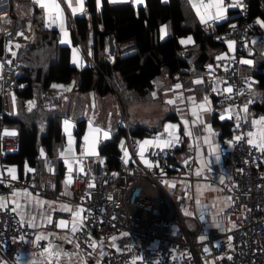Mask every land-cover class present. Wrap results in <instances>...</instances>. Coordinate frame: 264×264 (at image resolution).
<instances>
[{"label":"built area","instance_id":"obj_1","mask_svg":"<svg viewBox=\"0 0 264 264\" xmlns=\"http://www.w3.org/2000/svg\"><path fill=\"white\" fill-rule=\"evenodd\" d=\"M222 4L226 10L237 8L235 19L213 32V41L222 43L225 50L214 56L216 69L207 71L205 78L207 94L222 104L223 117L232 121L230 132L222 136L231 150L230 162L223 165L229 182L220 189L225 204L217 208L222 221L215 224L207 220L211 217L208 210L196 211L192 160L178 161L176 156V162L172 163L173 155L182 147L193 154L192 145H182L180 137H169L166 126L163 135L159 131L151 136L132 134L127 119L122 117L118 125L124 129L127 156L122 158L119 150L113 155L116 165H109L107 153L81 155L68 180L71 189L68 210H54L43 224L45 229H54L60 220L79 212L75 244L63 246L64 253L80 250L90 258H97L98 264H264V151L253 138L258 123L254 124L256 120L248 116V108L256 99L255 79L240 70L252 22L247 19L245 0L235 6H231L234 5L231 0H222ZM25 41L27 36L21 30L3 37L0 125L8 110L7 90L18 87L19 62L13 53ZM193 68V62L186 59V67L179 73L180 82L189 78ZM182 93L177 92L176 97L183 98ZM61 94L57 88H40V95L49 103ZM12 132L15 135L8 134ZM157 137L171 146L157 147ZM145 140L154 143L144 145L142 159L141 146ZM18 142L16 131L0 128V254L8 264H23L32 258L31 253L25 260L20 259L18 253L35 231L28 220L17 215L10 195L20 187L36 194L41 192L44 197L56 193L52 180L43 178L36 163L30 167V179L14 173L15 179L12 178L3 159L6 152L17 149ZM67 146L64 142L63 147ZM172 178H182L190 185L191 216L182 213L166 189V185L175 187Z\"/></svg>","mask_w":264,"mask_h":264},{"label":"trees","instance_id":"obj_2","mask_svg":"<svg viewBox=\"0 0 264 264\" xmlns=\"http://www.w3.org/2000/svg\"><path fill=\"white\" fill-rule=\"evenodd\" d=\"M84 3L87 14L72 18V38L79 41L82 48L91 43L93 63L78 69L71 65L68 47L57 42V29L44 27L42 21H38L39 27L33 40L20 45L15 52V58L19 62L16 77L18 87L13 89L17 109L4 113L0 128L12 127L19 136L17 149L6 152L3 159L6 165L15 164L19 172L22 162L28 163L30 167L37 164L35 160L39 146L43 147L45 153L51 154L60 145L63 137L61 118L68 117L71 110L76 144L85 128L86 120L81 114L80 96L73 100L63 96L56 98L51 106L47 104L46 97L40 96V88L50 85L49 81L71 82V90L90 91L101 96L117 90V96L124 106L135 99L161 102L163 91L170 89L179 80L181 69L186 67V58L181 54L177 55L181 49L179 36L191 34L200 49L197 57L212 61L214 68L209 69L212 71L216 69L214 56L225 50L222 43L215 42L212 38L213 32L224 26L208 31L199 22L187 20L179 0H144L143 6L136 7L129 2L111 3L101 0L99 9L95 8L94 0H85ZM256 15L264 20V0H247V19L251 20ZM16 18L18 17L12 18L8 34H12L23 24V20ZM167 20L171 21L172 33L160 40L159 24ZM1 22L0 19V24ZM109 34L114 37L113 60L106 56H98L97 59L96 54L100 55L99 52L103 51ZM253 73L263 95L250 105L264 116V72ZM164 75L166 80L162 79ZM256 78L254 77L255 81ZM31 98L33 105L30 109L27 102ZM173 116L172 112H168L153 124L129 121V131L135 135L151 134L161 129L165 119ZM212 120L220 126L221 136L230 132L231 120L219 121L216 116ZM41 121H45V130L38 135V124ZM112 124L109 137L100 139L98 152L107 153L109 165H116V157L113 155L119 152L118 138L124 135V129L119 127L118 120ZM173 157L172 163L176 162V155ZM59 162L61 164V159Z\"/></svg>","mask_w":264,"mask_h":264},{"label":"crops","instance_id":"obj_3","mask_svg":"<svg viewBox=\"0 0 264 264\" xmlns=\"http://www.w3.org/2000/svg\"><path fill=\"white\" fill-rule=\"evenodd\" d=\"M85 0H82L83 12H76L73 14L72 8L78 6V0H56V3L60 5V8L63 13L62 23L63 27L66 31V35L61 32V28L59 22L53 23L52 26H47L45 22H49L52 18L55 17V13L51 14L46 13L45 9L40 6V2L38 0H0V13L3 14V18L1 19L0 24V35L2 38L3 45V37L6 35H13L18 30H21L27 36V41L20 45H24L28 42H31L35 37V34L38 30L39 24L38 21L44 22V27L46 28H56L57 29V42L59 45L68 47V58L71 65L75 66L77 69L88 65L92 62V55L90 45L85 48H82L79 41L73 40L72 31L74 30L72 18L75 15L87 14L85 7ZM111 3H121V2H129L134 7L143 6L144 0L142 2L137 3V0H108ZM164 2L168 0H163ZM181 3V8L185 14V17L189 21H197L199 22L205 30L215 31L216 28H221L227 24L230 20L235 19L236 7H231L230 10H226L223 6V19L218 20H207L206 22H201V15L205 13V9L200 7L199 11L201 15L197 14L198 7L201 4L207 5L205 0H179ZM234 5L240 3L242 0H231ZM247 2V0H245ZM44 3H50V0H43ZM217 0H212L211 3H216ZM197 5L194 7L193 5ZM101 5V0H99V4L97 0H94V6L96 9H99ZM210 13L215 14L216 9L213 7V10H207ZM14 17H18L16 19L23 20V24L15 29L12 34H8L10 32L11 20ZM26 19V20H25ZM25 20V21H24ZM251 35L248 43L247 51L245 52V61H251V63H242L240 64V70L242 72H247L248 65L255 67L252 69L253 77L256 78V75L253 72L262 71L264 72V20L261 16L256 15L251 20ZM166 24L164 27V33H161V25ZM222 29V28H221ZM220 30V29H218ZM159 36L161 34L170 35L172 33L171 21L167 20L159 24L158 27ZM191 38L190 43L182 44V40H188ZM66 41L62 43L61 41ZM178 41L181 45V49L178 51L177 55L181 54L182 57H185L187 60H191L193 62L194 68L190 70V76L187 80L173 83L170 89L163 91L161 103H165L167 106L173 105V109L167 106L162 107V112L158 119L163 117L166 113L172 112L173 117L167 118L163 121L162 126L169 127V137L171 138H181L182 145L191 144L193 148V154L190 153L182 147L185 152L184 157L191 158L194 166V176L197 184L204 183H212V185H216L217 189H221L223 184H227L228 181V172L224 169V164L230 162L231 158V150L223 141V137L220 135V126L213 123V117L216 116L219 121L225 119L222 113V104L216 101L214 98L210 97L207 94L205 87V78L206 71L214 68V64L209 59H197V55L200 53L199 47L194 43L193 38L190 33H186L178 37ZM19 45V46H20ZM4 48V45L2 46ZM74 49L76 52L74 53ZM113 49H114V37L109 34L106 36V43L103 51L99 52L101 57H109L113 60ZM223 52V51H222ZM221 52V53H222ZM15 56V55H14ZM75 60V62H74ZM196 60H198L196 62ZM1 67V63H0ZM114 77L116 78V73H114ZM166 76L162 77L163 80H166ZM71 81V80H70ZM199 81V83H197ZM48 87L57 88L62 91L60 96H56L53 98L52 103L48 102V99H45L49 106L53 105L56 98L65 97L73 100L76 96H80L81 98V109H82V117H88L89 120L99 125L96 126L94 124V129H99V133H95L94 131H90L87 128L85 123V128L80 137V141L76 144V139L73 134V122L72 125H65V121L67 119H72V110L68 117L61 118V132H62V146L61 143L58 145L51 154L45 153L42 146H39V153L36 157V162L38 167L43 172L44 179L52 180L54 184V188L56 193L51 195L50 197H44L42 193H35L32 190H29L25 187L16 188L13 193L10 195V201L16 209L17 215L20 219H26L29 221L31 226L35 228L34 233L30 238L27 239V243L20 248L18 256L20 259L25 260L28 255H31L32 258L28 262H24L23 264H98L97 258H90L86 256L80 250L64 253L62 251V247L65 245H73L75 244V238L73 227L76 229L78 227V217L71 216L69 219L60 220L59 224L54 229H45L43 228L44 222L47 221L50 214L57 209L68 208L70 205L69 197L71 195V189L69 183L66 181L70 178L69 168H72L74 163L78 161L81 155L89 156L93 155L90 153L98 152V143L100 139H103V133L109 130L103 129L101 126L105 127L103 123L104 113L110 114L114 111V107L119 109L120 118L126 116V109L123 104H121L120 99L118 98L116 93L107 92L104 95L92 94L90 91L86 92H78L71 90L72 84L69 83H59L58 81L51 80L49 81ZM258 81L254 82L253 95L258 100L263 95V90L257 86ZM56 85L57 87H53ZM176 85H180L179 88H176ZM75 88V85H73ZM13 92V89H12ZM177 92H183V98H176ZM1 94V93H0ZM111 98H109V95ZM13 101L11 103V109L9 106L7 93H6V105L7 112L15 111L17 109V100L16 95L13 92ZM2 96V95H1ZM41 96V95H40ZM114 96V104L113 103ZM43 97V96H41ZM72 97V98H71ZM94 97L101 99L103 102L109 104V107H103V110H100V117L98 115H93V110H95L92 105L87 104V100L93 99ZM143 101L145 103L153 102V101ZM135 99V101H139ZM160 101V100H159ZM158 101V102H159ZM172 101V103H169ZM3 102V96H2ZM33 105L32 98L28 100L27 106ZM253 103V102H252ZM204 104V108H200L199 105ZM74 107V104H72ZM90 107L92 109L90 110ZM111 108V109H110ZM73 109V108H72ZM89 109V110H88ZM2 110V108H1ZM164 110V111H163ZM89 111L91 115L85 116L84 113ZM95 111H98L95 110ZM195 111V114H193ZM1 112V111H0ZM6 113V112H5ZM248 116L252 117L258 123V127L256 128L253 138L256 143L260 144L261 134L264 133V124L260 123L264 119V116L260 111H256L251 105L248 108ZM261 116V117H260ZM97 118H100L99 120ZM118 119V120H119ZM134 120V119H133ZM114 120H110L113 122ZM87 122V121H86ZM67 127V131H66ZM10 131H15L12 127H5ZM45 130V121H41L38 124V135L43 133ZM163 135V134H162ZM96 136L98 140L95 144L92 143V138ZM88 137V142L86 143L85 138ZM109 137V135H108ZM122 143H124V135H121ZM121 140V139H120ZM119 140V141H120ZM69 141H71V153H67L70 157L69 161L65 162V153L69 148ZM118 141V143H119ZM64 142H67L68 146L63 147ZM61 146V147H60ZM118 150L119 144H117ZM43 151V155L41 152ZM61 159V164L59 162ZM176 159V158H175ZM183 156L178 157V161H182ZM59 166L61 167V171L59 170ZM8 169H13L14 174L17 176H25L26 178H31L30 165L26 162H22L21 170L18 171V167L15 164H7ZM213 181V182H211ZM199 186V185H198ZM214 188L213 190H207L206 193L208 196H213L218 190ZM221 194V192H220ZM2 203V199L0 198V204ZM223 204H225V199H223ZM222 204V205H223ZM211 218V217H210ZM209 218V219H210ZM212 219H214L212 217ZM211 222L217 224L222 220H210ZM63 222V225L61 224ZM40 237V239H37ZM101 246H98V251L101 252ZM0 264H8V262L3 258L0 254Z\"/></svg>","mask_w":264,"mask_h":264},{"label":"rangeland","instance_id":"obj_4","mask_svg":"<svg viewBox=\"0 0 264 264\" xmlns=\"http://www.w3.org/2000/svg\"><path fill=\"white\" fill-rule=\"evenodd\" d=\"M164 27H166V24H162L161 25V28H164ZM166 36H167V34L165 33V34H161L158 38L161 40V39L165 38ZM253 68H254V66H249L248 65L247 72L248 73H252V69ZM114 79L116 80L115 77H114ZM115 93L118 94V91L116 90ZM108 96H109V98H111L110 94ZM13 97H14V95H13L12 89H8L7 90V98H8L10 109H11V103L13 101ZM114 99L115 98L113 96V103L112 104H114V102H115ZM86 102H87V104L92 105V107L95 110L98 109V111L93 110L92 112H93V115L95 114V115H98L99 117L101 115L100 110L101 109L103 110V107H109V104H110V103L107 104V103L103 102L101 99L98 100V98H96V97H94L93 99L87 100ZM153 102H154V104L156 106V111L152 113V119H151L150 122L145 121V123H148V124H153L157 120H159L158 116L161 113H163L162 112V107L167 106L165 103L162 104L161 102H158V100L153 101ZM149 103H151V102L145 103V102L140 101V100L139 101H135L134 100L132 102L126 103L125 104V109H126L127 122H129V121L131 123L134 122L133 117L131 116V110L133 108L146 107ZM92 107H90V110L92 109ZM167 107L173 109V105L167 106ZM167 107H165L164 109H166ZM84 115L87 116V115H91V114H90L89 111H87V112L84 113ZM119 117H120V112H119V109L117 107H116V109L114 107V111H112L110 114L104 113V120H103L102 124H104L105 127H103V126H101V127L103 129L109 130V131H107L108 135H109L110 130L113 128V124H112V122H110V120H114L113 122H115L116 120L119 119ZM97 119L99 120L100 118H97ZM67 121H69V126L72 125V122L74 124V121L71 120V119H67ZM86 121H87L86 122V126H87L88 129H90V131L93 132L94 124L96 126H98V128H99V125L94 123L93 121L89 120L88 117L86 118ZM118 122H119V120H118ZM164 127L165 126H161V129L158 130L161 135L164 133V131H163ZM147 136H151V135L148 134ZM118 141H119L118 144H119V149H120V156L122 158H125L126 157L125 156V152H127V146H126L125 143H122L121 136L118 138ZM184 155H185V152L183 151L182 148L180 150H178V152L176 154L177 158L179 156H183V159H182L183 162L185 160L191 159V158H188L187 156L184 157ZM190 155H191V153H190ZM171 180L175 181V187L172 188L171 186H167L166 185V189L171 194L173 201L178 206V208L182 211V213L185 216H191L193 214V208H192L190 185L188 184L187 180H184L182 178H172ZM211 182H213V181H211ZM214 188L217 189V186L215 184L212 185V183H208L207 182V183L203 184V182H201V184H197V181H195V180L193 182L192 191H193V194H194V201L196 203V211L198 212L200 210H208L210 212V214H211V218L207 219V220H221L223 218L222 216H219L217 214V208L222 206V204H223V197L220 194V189L219 190L217 189L218 191L215 194H213V196H211V197L208 196V194L206 193L207 190H213ZM212 217L214 219H212ZM187 222L189 223L190 220H187Z\"/></svg>","mask_w":264,"mask_h":264},{"label":"snow or ice","instance_id":"obj_5","mask_svg":"<svg viewBox=\"0 0 264 264\" xmlns=\"http://www.w3.org/2000/svg\"><path fill=\"white\" fill-rule=\"evenodd\" d=\"M38 2H40V6L42 7V8H44L45 9V11H46V13H48V14H51L52 12H54L56 15H55V17L54 18H52L49 22H48V24H47V26H52V24L53 23H57V22H59V25H60V28H61V32L64 34V35H66L67 33H66V31H65V29H64V27H63V23H62V18H63V13H62V10H61V8H60V5L58 4V3H56V0H50V3H44L43 2V0H38ZM97 2H98V4H99V0H97ZM140 2H142V0H137V3H140ZM194 7H197V5H193ZM231 6H235V5H231ZM200 7H202V8H204L205 9V13L203 14V15H201V13H200V11H199V8ZM215 8L216 9V12H215V14H213V13H210V12H208L207 10L208 9H210V8ZM83 6H82V0H78V6L77 7H74V8H72V11H73V14H75L76 12H83ZM197 14L198 15H201V22L202 23H204V22H206V18H207V20H218V19H223L224 18V16H223V4H222V0H217V2L216 3H209V4H207V5H204V4H201L199 7H198V11H197ZM234 27V26H233ZM164 28H162L161 29V33H164ZM62 43H65L66 41H64V40H62L61 41ZM191 42V38L189 37L188 38V40H182L181 41V43L182 44H184V43H190ZM17 47H19L18 45H17ZM76 52V50L74 49V53ZM13 55H15V53H13ZM74 62H75V60H74ZM244 63H251V61H243ZM197 83H199V81H197ZM53 87H57L56 85H53ZM180 87V85H176V88H179ZM227 91H231V89L229 88V89H227ZM153 95H155V93H153ZM169 103H172V101H169ZM31 103H30V105H29V107H30V109H31ZM199 107L200 108H204V104H201V105H199ZM193 114H195V111H194V113ZM65 123V125L67 126V125H69V121H65L64 122ZM254 124L255 123H257V122H253ZM260 123L261 124H264V119H262V121H260ZM66 131H67V127H66ZM95 133H99V129H94L93 130ZM165 131L166 132H168L169 131V127L168 126H166L165 127ZM8 134H11V135H15V133L14 132H12V133H8ZM103 136H104V138H107L108 137V133L107 132H104L103 133ZM236 139L238 140V139H240V137H236ZM98 140V137H96V136H94L93 138H92V143L93 144H95V142ZM85 141H86V143L88 142V137H86L85 138ZM260 145H259V147H260V149L262 150V151H264V133H262L261 134V137H260ZM250 144H252V143H254V141L253 140H249L248 141ZM154 142L153 141H148V140H145L144 142H143V144H142V146H141V158L143 159V152H144V145H151V144H153ZM155 144H156V146L157 147H160L161 149H163V148H167V147H170L171 146V144L169 143V142H167V141H161L160 140V137H157L156 138V142H155ZM67 153H71V141H69V148L67 149V152L64 154L65 155V162L67 163L68 161H69V159H70V157L68 156V154ZM90 154H94V153H90ZM41 155H43V151L41 152ZM125 156H127V152H125ZM125 162H127V160H125ZM146 164L148 163V161L147 160H145L144 161ZM9 171V173L10 174H13L14 173V170L13 169H9L8 170ZM71 171H72V169L71 168H69V172L71 173ZM12 178L13 179H15V175L13 174V176H12ZM67 182H70V181H66V183ZM89 187H91V185H89ZM62 210H65V211H67L68 209H66V208H63V206H62ZM79 211H83V209H80ZM73 215L74 216H76V217H78L79 216V212H74L73 213ZM61 224L63 225V222H61ZM73 231H76V227L74 226L73 227ZM37 239H40V237H38ZM205 251H207V249H205Z\"/></svg>","mask_w":264,"mask_h":264},{"label":"clouds","instance_id":"obj_6","mask_svg":"<svg viewBox=\"0 0 264 264\" xmlns=\"http://www.w3.org/2000/svg\"><path fill=\"white\" fill-rule=\"evenodd\" d=\"M156 111L154 102L149 103L146 107L133 108L131 110V116L135 122L144 123L150 122L152 119V113Z\"/></svg>","mask_w":264,"mask_h":264},{"label":"water","instance_id":"obj_7","mask_svg":"<svg viewBox=\"0 0 264 264\" xmlns=\"http://www.w3.org/2000/svg\"><path fill=\"white\" fill-rule=\"evenodd\" d=\"M2 38L0 37V54H1V52H2ZM203 56V55H202ZM199 58H202V57H198L197 59L199 60ZM198 60H196V62L198 61ZM1 108H2V96H1V94H0V111H1Z\"/></svg>","mask_w":264,"mask_h":264}]
</instances>
